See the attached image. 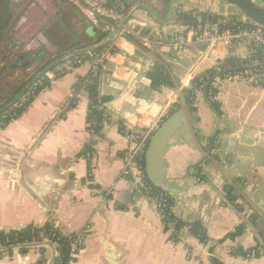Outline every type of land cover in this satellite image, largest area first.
<instances>
[{
	"label": "crops",
	"instance_id": "1",
	"mask_svg": "<svg viewBox=\"0 0 264 264\" xmlns=\"http://www.w3.org/2000/svg\"><path fill=\"white\" fill-rule=\"evenodd\" d=\"M50 1L54 15L35 37L43 34L45 41L39 42L50 50L66 48L98 30L108 33L105 40H109L112 58L107 65L116 69L111 76L103 70L99 77V94L109 99L105 104L108 119L97 131L90 127L83 92L75 107H69L71 90L91 69V56L40 91L18 119L0 129V231L48 221L66 233L87 228L84 248L74 264H213V260L217 264H264V249L259 245V239L264 242V226L257 228L264 220V148L239 143L229 147L231 138L245 130L264 128V87L224 81L216 94L219 112L202 97L186 108L182 96L173 102L177 84L187 87L192 77L209 69L212 58L199 62V53L196 58L187 53L173 72L165 58L147 52L137 40L114 39L107 21L66 1ZM253 1L264 7V0ZM132 5L129 17L147 25L145 34L174 30L171 25L177 12L242 18L221 0H134ZM36 39L21 41L28 52L19 60L21 64L40 45ZM246 53L247 44L235 42L224 56L244 58ZM157 62L173 85L155 87L153 103L146 106L136 97L133 83ZM145 78L142 83L146 85L149 79ZM174 104L194 119L191 129L197 128L198 134L192 132L193 146L168 147L162 159L168 184L177 191L172 194V213L183 222H199L205 243L187 233L180 241H172V232L137 184L122 176L129 141L120 127L145 132L162 122ZM253 211L260 219L252 224ZM240 226L242 235L229 238ZM256 247L260 256L254 259L230 255L231 248ZM26 248L4 255L0 264L37 263L40 252L33 246ZM53 252L47 246V263Z\"/></svg>",
	"mask_w": 264,
	"mask_h": 264
},
{
	"label": "built area",
	"instance_id": "2",
	"mask_svg": "<svg viewBox=\"0 0 264 264\" xmlns=\"http://www.w3.org/2000/svg\"><path fill=\"white\" fill-rule=\"evenodd\" d=\"M37 1L38 0H34V2ZM133 1L134 0H66L68 4L89 13L95 19L107 21L110 24L109 28L113 33L114 39L133 38L137 40L147 52L152 53L158 58L164 59L167 54H187L190 53V47L206 44V52H198L199 62H202L205 58H212L213 63L209 69L206 70L212 73V75L206 77V80H208V89L206 91L202 86L192 89L193 104L199 97H202L209 105L215 103L216 94L221 83L228 80H241L248 83H256L264 87L263 28L244 21L242 18L234 19L229 24L230 18L227 17L212 22L210 18L212 16L209 14H206L204 17L194 14L192 16V21L187 24L172 20L171 28H175L174 30L169 29L164 30V33L145 34L144 32L147 25L144 22L129 17L131 9L133 8ZM23 2L24 0H11L15 14L17 11L16 7H21L20 5ZM31 6H35V3H32ZM165 38H167V41ZM235 42H245L247 44V53L243 58L246 59L247 63L241 66L240 69H236V71L223 72L221 65L227 58L224 56L225 52ZM255 47L260 48L262 56L256 54L257 51ZM91 58L90 78L91 80L99 79L105 66L112 58L111 48L108 46L93 54ZM83 62L84 60L82 58L70 59L69 57H65L63 64L55 68L54 71L45 72L44 78L50 85L57 78L67 74L69 70L81 65ZM3 66L4 62L2 58H0V74ZM196 76L197 75L192 77L191 80ZM44 89H47V87ZM184 89L185 86L183 84H180L175 89L173 102L177 103L181 101V95L184 93ZM79 95L80 94L76 92L75 89L71 90L69 106L70 101L74 98L77 99ZM65 113H67V111H65ZM160 122L154 123L142 134L132 132L126 126L120 127L121 134L129 141V147L125 154L122 176L137 184L140 192L147 197L152 208L160 215L166 230L172 232L175 223L171 220L169 221L170 215L173 214L172 195L160 191H158V193L153 192L152 189L154 188L147 182L144 174V155L149 136L158 128ZM89 158H91V154L87 153L86 159L89 160ZM55 225L64 232L63 228L56 222ZM86 233L87 228L75 233L76 237L70 243L69 264H74L76 258L83 250ZM245 258L254 259L256 257L254 252H252Z\"/></svg>",
	"mask_w": 264,
	"mask_h": 264
},
{
	"label": "trees",
	"instance_id": "3",
	"mask_svg": "<svg viewBox=\"0 0 264 264\" xmlns=\"http://www.w3.org/2000/svg\"><path fill=\"white\" fill-rule=\"evenodd\" d=\"M24 11L25 10L23 9L20 13L15 14L11 0H0V56L4 62L0 74V129H3L10 122L18 119L40 91L49 87V83L46 82L44 74L40 75L42 72L54 71L55 68L63 64L65 56L70 59L82 58L83 60H86L93 54L109 46V44H105L97 47L106 39L108 34L106 31L98 30L94 36L85 37L82 41L73 43L63 49L52 51L44 45H39L30 52L32 61L27 66H22L24 63L21 64L19 57L25 51V43L16 45L13 43V40L15 36V26L21 19ZM194 14L200 17L206 15L196 11L189 13L179 12L175 14L174 20L176 22L187 24L192 21V16ZM210 18L212 19V22H215L218 19L216 16ZM233 20L234 18H231L229 24ZM9 47H12V49ZM89 48L94 49L89 52L83 51ZM255 49L257 51L256 54L260 56V48L255 47ZM246 63V59L228 57L222 62L221 66L223 72H228L236 71V69H240L241 66ZM15 73H17L16 76ZM211 75L212 73L206 71L198 74L190 81L188 90H184V93L189 98V105H193L192 89L202 86L206 91L208 89V80H206V77H210ZM37 76V80L33 81ZM147 76L152 82L154 88L160 86L172 87L173 85L165 68L160 62H157L154 65ZM74 89L78 93L83 92L87 97V122L94 131H97L104 120L108 119V109L105 104L109 101L108 98H103L99 94V79L91 80L90 74L88 73L84 78L78 80ZM76 102V98L72 99L69 107L74 108ZM210 106L214 111L219 112L217 102ZM178 109L179 105L174 104L170 109V113H173ZM152 190L153 192L158 193V190ZM170 220L175 222L170 237L172 241H180V239L187 233L197 239L200 243L206 242L204 229L199 222H183L174 217L173 214L170 215L169 221ZM184 228H187L186 232L184 231ZM242 233L243 228L240 226L235 229L234 233L229 235V238L233 239L239 237ZM75 237V233H64L56 227L55 222L48 221L41 226L32 224L14 230L0 231V247L33 246L41 254L39 260L35 264H46L47 260L44 257V253L47 246H51L54 249L52 264H69L70 243ZM27 249L28 248L23 247L19 250L25 251ZM11 252L12 251L0 252V258L4 255L11 254ZM252 252H254L255 257L260 256L258 247L249 250L231 248L230 255L235 257L242 256L245 258ZM262 252L264 253V251ZM212 263L217 264L215 260H213Z\"/></svg>",
	"mask_w": 264,
	"mask_h": 264
},
{
	"label": "water",
	"instance_id": "4",
	"mask_svg": "<svg viewBox=\"0 0 264 264\" xmlns=\"http://www.w3.org/2000/svg\"><path fill=\"white\" fill-rule=\"evenodd\" d=\"M227 6L234 8L242 17L244 21L252 23L258 27L264 29V7L258 5L253 0H221ZM167 41V38H165ZM109 40L103 41L97 47L108 44ZM94 48H89L83 51L89 52ZM207 49L206 44L192 46L189 49V52L193 55V58H196L197 53H205ZM76 53V52H74ZM71 55V54H70ZM28 56V52H24L19 60L23 61L25 57ZM69 56V55H68ZM66 57V56H65ZM64 57V58H65ZM188 56L186 54L178 55V54H167L165 56V61L169 64L173 72H175V64L177 61H183ZM32 61V58H29L24 62V65L27 66ZM116 69L115 66L106 65L104 69V73L111 76L112 71ZM42 72L40 75L44 74ZM146 73H143L134 80L133 88L136 91V97H141L140 100H143L146 106H151L157 90L152 86V82L148 80V83L145 85L142 83V80L146 79ZM38 76L34 78L33 81H36ZM178 86L180 83L177 84ZM184 90H188V86L185 87ZM143 95V96H142ZM183 103L188 108V96L183 93L182 95ZM140 117V114H137V118ZM192 122L194 119L187 118L185 112L182 108H179L173 113H169L160 123L158 128L149 136L148 144L146 147L145 155H144V174L147 182L156 190L165 193V194H175L177 191L168 184L165 172L162 167V159L165 154V151L168 147L174 146L176 144H186L189 146L194 145V141L192 138V132L194 134H198V129H191ZM135 130L141 134L144 133L138 127H135ZM244 144V145H253L264 148V128L261 130H256L253 128H249L238 134L236 137L231 138L230 146L232 147L234 144ZM230 152V151H228ZM217 160H220L217 157ZM260 219V214L257 212H252L251 222L254 223ZM264 226V220H260L257 228H261ZM256 228V229H257ZM259 245L262 249H264V242L259 239ZM26 246H12V247H3L0 248V252L13 251L16 249H20ZM53 256L48 261L47 264H52ZM108 263V262H107ZM110 264V263H108Z\"/></svg>",
	"mask_w": 264,
	"mask_h": 264
},
{
	"label": "rangeland",
	"instance_id": "5",
	"mask_svg": "<svg viewBox=\"0 0 264 264\" xmlns=\"http://www.w3.org/2000/svg\"><path fill=\"white\" fill-rule=\"evenodd\" d=\"M32 3H35V6H31ZM20 6L21 7H16V14L20 13L23 9L25 11L15 26L13 41L17 44L36 39L35 37L38 36L39 29L51 20L54 15V8L50 0H38L37 2H34V0H24ZM58 23L61 25L60 21ZM42 35L39 36V39H36L38 43H40L39 41H45ZM40 45L42 44L40 43ZM9 48L12 49V47Z\"/></svg>",
	"mask_w": 264,
	"mask_h": 264
}]
</instances>
